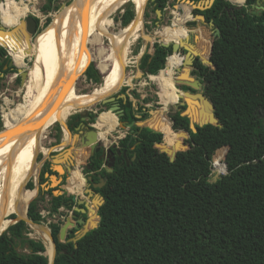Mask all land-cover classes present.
<instances>
[{"label": "trees", "instance_id": "trees-1", "mask_svg": "<svg viewBox=\"0 0 264 264\" xmlns=\"http://www.w3.org/2000/svg\"><path fill=\"white\" fill-rule=\"evenodd\" d=\"M255 1L246 0L238 7L229 0H215L206 10H193L212 20L221 35L212 39L204 32L203 38L199 34L204 58L194 61L180 76L203 82L220 126L196 125L194 132L190 118L175 110L169 112L171 127L165 103L148 119V110L134 106L128 97L121 120L148 119V124L162 132L135 124L134 133L121 140L122 146L134 148L128 153L129 164L117 158L113 171H104L108 180L96 189L105 199L98 211L97 228L75 243L69 239L77 227L59 241L63 223L51 224L59 251L54 264H264V11L250 13ZM167 3L150 0L155 12L160 9L164 13ZM189 16L194 17L192 13ZM134 17L135 10L128 6L122 14L123 26ZM189 30L199 32L201 28L185 24L174 42H180ZM160 43L156 41L153 50L143 55L148 64L143 61L141 67L150 74H157L165 67L168 55V59L173 56L172 47ZM90 62H85V70ZM24 64L25 59L18 65ZM85 75L102 82L94 63ZM176 76L168 74L166 67L156 76L168 97L183 95ZM117 124L118 120L115 127ZM57 127L61 129L60 124ZM172 128L190 135L185 140L189 148L178 151L174 161L155 146L164 139L169 146L175 144L177 135ZM78 162L83 163L80 158ZM74 179L69 178L68 184ZM84 185V179L77 177L76 187L81 190ZM20 186L26 188V182L21 181ZM32 187L33 183L28 185ZM69 202L76 205L71 198L54 196L52 211L62 205L72 209ZM0 210V224L15 220L16 214L7 205ZM28 216L38 223L44 221L35 200L29 204ZM29 230L21 220L0 235V264H49L44 242L29 237Z\"/></svg>", "mask_w": 264, "mask_h": 264}, {"label": "bare ground", "instance_id": "bare-ground-1", "mask_svg": "<svg viewBox=\"0 0 264 264\" xmlns=\"http://www.w3.org/2000/svg\"><path fill=\"white\" fill-rule=\"evenodd\" d=\"M128 1L133 2L135 20L120 31L111 32L108 29L112 24L110 14ZM147 1L91 0L89 4V0H77L55 15L51 24L38 35L37 57L28 70V104H20L11 110L5 117V130L0 131V201L8 205L18 218L28 216V205L31 201L27 203V206L25 205L17 184L20 176L27 171L39 151H46L42 147L41 140L46 128L55 122L62 123L67 134L63 140L65 144L69 139L68 133L72 135L64 125L67 116L115 92L120 82L121 72L124 73L123 65L127 64V56L133 42L144 34L143 21ZM86 9L87 20L84 22ZM191 12L192 6L189 3V14ZM24 13V10L19 11L21 15ZM186 13L188 14V11ZM14 14L20 17L17 11ZM186 21H196V19L193 17ZM0 35L2 37L4 34ZM179 35L180 29L174 28L172 31H167L164 37L168 43L176 40ZM103 37H107L111 43L110 49L101 47L98 50L101 60L99 67L104 74L103 83L89 94H78L75 90L74 77L86 52L85 45L102 44ZM0 41L12 49L17 65L24 62L21 51H26V48L14 52V46H10L4 40L0 39ZM168 60L167 73L176 74L175 69L177 70L183 60L178 61L177 64H170V58ZM122 83L123 81L120 84ZM48 112H50L49 117L38 123L43 125L41 129L36 122ZM105 115L99 123L103 126L105 121H109L112 125L110 131L115 130L116 115ZM55 169L59 172L65 170L64 166L59 164L55 166ZM52 179L56 181L54 177ZM83 179L86 181V176H83ZM25 181L28 182V180ZM34 225L39 228L37 233L44 238L49 249L50 261H52L57 251L49 230L38 224ZM5 229V226L2 227L0 233Z\"/></svg>", "mask_w": 264, "mask_h": 264}, {"label": "rangeland", "instance_id": "rangeland-1", "mask_svg": "<svg viewBox=\"0 0 264 264\" xmlns=\"http://www.w3.org/2000/svg\"><path fill=\"white\" fill-rule=\"evenodd\" d=\"M7 1L8 0H5V4ZM75 1L77 0H55L54 2H52V5L49 9L46 8V4H47L46 0H29V2H26V4L24 3V1L22 2L18 1L19 4L17 5L16 11H17V14H19L20 10H24L25 12L24 15L19 14L20 19L27 14L37 15V19L39 20V24H40L39 30L37 33V35H39L48 25L51 24L55 15L59 14L61 10L65 9L66 7L69 6V4L71 5ZM188 1H191L194 3H197L200 1L202 3L205 0H168V3L166 4V7L164 9V13L161 16H158L156 14L154 10V6L150 5V0L147 1L145 14H144V21H143L144 34L139 36V38L133 42L131 49L127 56L128 61L126 64L127 65L126 74L125 76H123V73L121 72L120 82L116 86L115 91L118 90L119 87L121 86L120 84L121 81H123L122 84L124 85L121 87L120 90L110 94L114 96L115 94L119 93L121 96H124V95L128 96L130 100L133 102L134 106L136 107L141 106V107H144L145 110L147 109L149 113V117L151 116L154 117L156 109L162 110L164 108L163 103H165L168 106V108H166V110L164 109L165 112L164 110L163 112L165 113L166 117L170 120L169 112L176 110V106L178 105L176 103L180 100V97L166 96L160 84V81H158V79L156 78V76L159 75L160 71L165 69L167 65V59H166V64L164 68L160 69L157 74H150L147 71V68L143 69L141 67V63L143 61L146 65L148 64V61L143 57V55L148 54L151 52V50H153V47L156 41L158 43L159 42L167 43V39L164 37V35L167 34V31H170V30L172 31L174 28H176L174 25L176 23L175 20H177L175 18L177 17V15L183 22H187L186 19H183L185 16L183 5L188 3ZM12 4H13V1H12ZM128 6H131L134 9L133 2L128 1L125 4H123L120 8H118L116 11L110 14L109 18L112 20V24L111 26L108 27V29L111 32H118L122 28H124L122 24V14L125 13ZM179 8L182 10H179ZM9 13L10 12L6 13L5 10H1V13H0L1 18H4L2 20L3 24L7 22L6 15H8ZM182 15H183V18L181 17ZM196 21L198 25L194 23L195 21L192 22V24H188V23L187 24L190 26H195L197 28L200 27L202 32H206L205 34L209 35L208 37L214 39V37L212 36L213 31L208 26H205L203 23H201L200 21L198 20ZM18 23L19 21L10 26H7V28H11ZM199 32L197 31L195 34H198ZM3 34L4 35L0 37V39L4 40L5 42H8L10 46L12 47L14 46L15 47L14 52H17L18 50L21 51L22 48H26V51L25 50L21 51V53L23 54V59H25V64L22 66H19V65L18 66L28 71L37 57V51L39 49L37 45L38 36L36 35L33 38L32 45H29V43H26L25 41L24 42L20 41L15 36L10 35L9 33H3ZM186 36L187 35H185L183 39ZM150 37L156 38V40H153ZM171 42H174V40ZM196 42H197L196 47L198 49L200 45L198 43V39L196 40ZM101 47H103L106 50L110 49L111 43L107 37H103L102 44H93V45L87 44L86 45V48H85L86 52L83 55L81 64L78 67L77 73L74 77V79H76L75 80V90L78 94H83V95L89 94L91 91H93L95 88L99 87L103 83L104 74L101 72V69L99 67L101 60L98 56V50ZM139 55L141 56L139 57ZM89 59H91L89 66L92 63H94V65L98 69L101 75V81H102L101 83H96L92 80H89L87 76L85 75V71H84L85 62ZM181 60L182 58L180 55L173 54V56L170 57V64H173V63L177 64L178 61H181ZM13 75L14 73L11 74L10 84H5L2 87L1 94H0V119L2 120L0 122V131L5 130L6 128L5 123H4L5 117L7 114L10 113L11 110L15 109L20 104H28L27 81L29 80V76H27L26 81L22 83L19 78L16 82H14L16 79H14V77L12 78ZM176 78L180 79L181 77L180 75H177ZM178 86H179V89L181 90L182 89L187 90L186 88H182V85L180 84ZM6 88H10V89L7 91ZM122 88H126V91L122 92L121 91ZM95 103L91 106L85 107L83 109H79L69 114L65 120L66 121L65 124L69 126V123L76 122L75 120L78 118L76 116L87 115L90 110H97V108L101 106L100 105L101 100ZM105 107H107V104L105 105ZM104 114H106L105 116H112L114 113H111L109 110L103 108L97 114V117H98L97 121L91 122L92 124H95L98 131H101V137L98 142V151H101L103 148L109 149V147L113 148L114 146H117L118 141L120 139H123L128 134V128L125 130H121L118 127V125L116 127L114 125L115 130L110 131V127L112 125L109 121H105L104 125L102 126L99 123V120H101ZM58 124L60 123L55 122L46 128V131L42 135L43 137H41L42 147H44L46 151L44 150L39 151L38 155L34 158L33 162L31 163L27 171L22 176H20L19 182L17 184V188H19L20 182L28 179V182L26 183V189H28L30 193L37 192L36 196L30 201L35 200L37 211L40 214H42V216L44 217V221L39 222V223L43 225L44 227H46L48 230L51 229L52 223L62 222L64 224L67 218L71 217V212H72L71 209L64 210L62 207L60 208V210L52 211V199L54 196L55 197L63 196L65 198H71V199L73 198V196H75L76 197L75 206L77 207L83 206L82 203H86L88 207L87 220H91L92 215H96V205L98 204L97 201L95 202L92 201L90 196L86 195V193L84 192V189L86 187H89V185L87 184L85 180H84L85 185L81 188V191L69 192L67 189L69 178H77V177L83 178L84 172L86 171L84 169L86 163L84 164L81 163L83 171L80 173L81 165L74 163L72 160L73 157L70 156L69 158L68 157L64 158V160L60 158V161H58L60 162L59 165H61L62 167L63 166L71 167L70 170H63L64 172L63 171L59 172L55 169V165H57V163L54 159L58 157H62L63 153H65L69 149L70 150L72 149L82 150L83 149L82 147H84L81 143L84 136L81 135L78 131H73V130H71L72 135H69L68 133L69 141L67 139V141L64 144L63 140L66 134V130L64 127L61 126V124H60L61 129L59 130L57 127ZM73 135H77V137L74 138ZM66 137H67V134H66ZM49 150L50 152H48ZM106 166L109 167V165H106ZM52 177H56L57 179L55 184L52 181ZM32 183H33V187L31 189L28 188V185ZM30 201H28L27 203H29ZM24 203L27 206V203L25 201ZM3 205H6V204H3L2 201H0V208ZM12 215H15V214H12ZM94 220H97V217H94ZM12 223L13 222L1 223L0 229L5 226L6 229L4 231H6ZM86 226H89V221L86 224ZM29 228L30 230L27 233V235L31 238L42 240L44 242L46 246L45 254L50 259V256L48 254L49 253L48 246L46 245L44 238L40 234L37 233V230H39V228L36 227L33 223L30 224ZM77 228L78 229L72 234L73 236L71 238L73 239L77 238L79 233H81L83 230L82 227L81 228L77 227ZM18 249L22 252H27V249L21 246H19ZM58 253L59 251L57 249L56 256L58 255Z\"/></svg>", "mask_w": 264, "mask_h": 264}, {"label": "water", "instance_id": "water-1", "mask_svg": "<svg viewBox=\"0 0 264 264\" xmlns=\"http://www.w3.org/2000/svg\"><path fill=\"white\" fill-rule=\"evenodd\" d=\"M90 1L91 0H89V2H88L89 4H90ZM151 1H155V0H151ZM214 1L215 0H205L202 3L200 1L197 2V3L188 1V3H190L191 6H192V15L195 17V19L200 21V22H204L206 24L205 15H203L201 13L194 14L193 10H195V9L206 10V9H208V8H210L212 6ZM249 11L252 14H260L262 11H264V0H256L255 3L252 5V8ZM156 13H157L158 16H161L163 14L160 9H157ZM85 15L86 16H85L84 22L87 20V9H86V14ZM135 18H136V16L134 17L133 20H135ZM157 23H158V21H157ZM158 25H159V23H158ZM209 26L211 28L215 27V24H214V22L212 20L209 21ZM38 30H39V24H38V21H37V17L34 14L27 15L25 17V19L20 20L19 23L16 24L15 27H13L11 29L7 28L3 24V22L2 23L0 22V34L9 33L10 35L15 36L20 41L24 40L26 43H29V45H32L33 36L38 33ZM195 32L196 31L189 30L188 35L184 39H181L180 42H168V43L162 42L159 45V46H162V47L172 46V51H173L172 54H177V55H180L182 49L187 50V52L183 56H181L182 60H183L182 64L177 68V71L179 73H181V74L185 73L186 67H188V66H190L192 64V62H193V55L192 54H197V51L195 50L194 45L189 42V38H190L191 34H195ZM220 35H221L220 29L216 28L215 37H219ZM198 37H199V35L195 34L196 40L198 39ZM0 45L3 46V47H8V45L3 44V43H0ZM202 56L204 58V55H202ZM168 57H167V59H168ZM14 64L19 68V73H21L22 83H24L26 81L27 76H28V71L25 70L24 68L19 67L15 62H14ZM126 66L127 65H123V69H124L123 76H125V74H126ZM176 82H177L178 85L180 84V85L183 86V84H184V85H187V86L190 87V89H187V90H183V89L181 90L180 89L183 92V95L180 97V100L176 103V104H178L176 106V110L180 111L182 116H188L190 118V127H191V129L194 132H196L197 131L196 125L203 126L205 124H213V125L220 126L219 119L215 115V106L211 102V100L205 95L204 88H203V82L197 81V80H192V79H185V78H180V79L176 78L175 79V83ZM123 85L124 84H122L119 87L118 90H120ZM118 90H116V91H118ZM110 94H108L107 96L103 97L100 100L103 101V103H107V102H109L111 100H114L116 97L112 96ZM124 97H125V99L128 98V96H126V95H124ZM183 106H186L185 109H182ZM117 109H118V106H111L109 108V111L116 115L117 120H118V124L117 125H118L119 128L127 129V128H130V127H133L136 124L137 126H140V129H142L143 127H149V128L154 129L156 131H161V130L153 127L152 125L148 124L146 122L147 120H140V121H137V122L133 121V122H130V123L128 121H125V120H119L120 117L123 115V113H119L118 111H116ZM157 111H158V109H156V112ZM49 114H50V112L44 114L43 117H41L36 123L38 124V123H41L44 120H46L49 117ZM97 118L98 117H95V121H97ZM152 118L153 117L151 116L149 119H152ZM82 120L84 121L85 118H82ZM1 121L2 120L0 119V122ZM60 124L63 127V124L62 123H60ZM170 124H171V127H172L173 122L171 120H170ZM65 126L67 127L69 132H71L70 127L67 124H65ZM42 127H43V125L40 124L39 128L42 129ZM83 129H85V132H84ZM22 130H23V128H22ZM77 130H78V132L81 135L84 136V138L81 141V143H82V145L85 148L88 149L87 152H90V154L91 153L95 154L97 152V150H98L97 144H98L99 139H100V136L98 135L99 131L97 130V127L95 126V124L90 123V124H88L86 126L82 125V128L78 127ZM172 130H173V128H172ZM14 131H17V130H14ZM174 133H176V135H177V139H176L174 145L169 146L165 142V140L162 143H157L155 145L162 152L167 153L170 156L171 161L175 160V157H176V154H177L178 151L187 150L189 148V145L185 142V140L190 137L189 132H187L186 130H181V131H178V132L174 131ZM73 137L76 138L77 135H73ZM132 138H133V136H131V139ZM79 151L80 150H76V149L70 150L69 149L65 153H63L62 157L63 158H67L68 157L69 158L71 156V157L77 158L79 160V156H78ZM104 156H106L107 158L111 159V165L113 166L114 165V160H115V157H113V152H111V150L109 149L107 154L106 155L104 154ZM125 156H126V153H124V157ZM62 157H58V158H56L54 160H57V159L60 160V158L62 159ZM132 159H135V156ZM82 162L86 163L87 159H83ZM74 163H76V162H74ZM128 164H129V162H128ZM55 166H58V165H55ZM64 169L65 170H70L71 167L65 166ZM112 171H113L112 167L108 169V172H112ZM211 174H213L212 168H211ZM93 175H94L93 173L92 174H87L86 182L89 185V187H86L84 189V192L87 193V195L90 196L92 201H94V202L97 201L98 202V204L96 205L97 220H94V219L93 220H87L85 218H80L79 220H77V222L80 225H83V227H82L83 230H82L81 233H79L77 238L69 239V241H73L75 243H77V241L79 239H81L84 235H86V233L89 232L91 229L97 228L99 226L100 216L98 214V211H99L100 207L103 205V203L105 202V199H104V197L102 195H100L98 192H96V189L97 188H101V187H103L106 184V182L108 180V176L99 175L100 181L96 182V181H94ZM54 178H55V180H57L56 177H54ZM211 181H212V178H211ZM72 199L74 201H76V197L75 196H73ZM85 206H82V208H79V207L75 206L74 208H75V210H77L79 212L86 213L87 209H88L86 203H85ZM14 218H15V221L13 222V224H16L17 222H19L21 220H24L27 223V225H29V226H30L31 223H33V224H38L39 226L44 227L40 223L35 222L34 220H32L29 216H27L25 218H18L17 216H15ZM88 221H89V226H86ZM73 226H75V221H73L71 217H68L66 222L63 224V226L60 229V233L58 235L59 236V241H64L66 239V237L68 236L69 229L71 227H73ZM3 232H1L0 235H2ZM49 233H50L52 242L54 243V246H55L56 251H57V242H56V239H55L51 229L49 230ZM55 259H56V256H55V258L52 261H50V259H49V264H54Z\"/></svg>", "mask_w": 264, "mask_h": 264}, {"label": "flooded vegetation", "instance_id": "flooded-vegetation-1", "mask_svg": "<svg viewBox=\"0 0 264 264\" xmlns=\"http://www.w3.org/2000/svg\"><path fill=\"white\" fill-rule=\"evenodd\" d=\"M12 1H13V4H12ZM55 0H51L49 2V0H46V2L50 3V5H52V2H54ZM16 2H18L17 0H8L5 4V0H2V3H0V6H1V10H5V12H10L7 16V22L4 24L6 27L7 26H10L14 23H17L18 21L20 20H23L25 19V17L27 15H30V14H27L25 15L24 17H22L20 19V17H17L14 13L16 12V8H17V5H16ZM26 2H29V0H24V3L26 4ZM183 7H185L184 9V18H183V15L181 16L183 19H186L188 20L189 18H193V17H190L189 16V3L187 4H184ZM179 10H182L179 8ZM186 11H188V14L186 13ZM192 13V12H191ZM190 13V14H191ZM177 20H175V27L180 29V32H182L184 30V26L185 24H192V22L194 21H188V22H183L177 15V17H175ZM38 21V19H37ZM0 22L2 23V18H1V15H0ZM174 22V21H173ZM191 22V23H189ZM203 23L205 26H208L212 31V36L216 39L217 37H215V30H216V27L214 28H211L209 26V21H207L206 19V24L204 22H201ZM38 24H39V21H38ZM40 25V24H39ZM173 25V24H172ZM15 27V26H13ZM11 27V28H13ZM9 28V29H11ZM182 28V29H181ZM199 29V27L197 28ZM181 34V33H180ZM37 35V34H36ZM34 35L33 38L36 36ZM24 42V40H22ZM189 42L192 43L194 45V48L195 50L197 51V54H192L193 55V61H196V60H199V59H202L203 58V54H202V51L197 49L196 47V39H195V34H191L190 38H189ZM160 45V44H159ZM172 47V46H171ZM187 52V50L185 49H182L181 50V53H180V56H183L185 53ZM201 52V53H200ZM173 53V51H172ZM202 54V55H201ZM171 55V54H169ZM168 55V56H169ZM14 56L12 57L11 55L8 54V51L5 47L1 46L0 45V94H1V90H2V87L5 85V84H10V77H11V74L14 73V75L12 76V78L14 77V79H16L14 82H16L18 80V78L20 79V81L22 82V79H21V73H19V68L14 64ZM193 66V62L192 64L190 65V67ZM183 68V67H182ZM26 70V69H25ZM177 75H181V73H179L177 70ZM187 85H183L182 88H186ZM189 87V86H187ZM7 91L10 89V88H6ZM185 90V89H184ZM193 90V89H192ZM116 98L114 100H111L107 103H103V101H101L100 103V107L97 108V110H90L88 112L87 115H83V116H80V118L76 119L75 121L76 122H73V123H69V127L71 130L73 131H78L77 128L78 127H81L82 128V125H88L90 124L91 122H95V117H97V114L99 113V111L103 108L109 110V108L111 106H118V109L116 111H118L119 113H123V108H122V105L123 103L126 102V100L128 98L125 99L124 96H121L119 93L115 94L114 95ZM107 104V107H105V105ZM186 106H183L182 108L185 109ZM95 113V114H94ZM124 115H122L120 117L119 120H121V118L123 117ZM82 118H85V120L83 121ZM127 121V120H125ZM77 123V124H76ZM121 129V128H120ZM84 132H85V129H83ZM121 130H125V129H121ZM117 131V130H116ZM118 133V132H117ZM129 133H134V130H133V127H130L128 128V134ZM98 135L101 137V131L98 132ZM133 137H134V134H133ZM121 140L120 139L118 141V145L117 146H114L113 148H110L109 149L111 150V152H113V157H115V160H114V164L116 162V159L117 158H122L125 162H129V157H128V153H129V150H132L134 148V146H132L131 148H127V147H124L121 145ZM69 141V139H68ZM128 144H130V142H128ZM97 148H98V144H97ZM109 149H102L101 151H98L93 154L90 152H87L86 154V158H87V163L84 167V169L86 170L84 172V176L87 177V174H94L93 177L95 178V176L97 177V180L94 179V181L96 182H99L100 181V178H99V175H102V176H106L104 175V171H107L108 172V169L109 168H113V166L111 165V159L107 158L106 156H104V154L106 155L108 150ZM124 153H126V156L124 157ZM91 157V158H90ZM85 158V159H86ZM81 160H83L84 158H80ZM88 160H90V162H88ZM60 164V163H57V165ZM106 165H109V167H107ZM80 166V165H78ZM103 167L102 170H100V168ZM81 170H80V173L83 171L82 170V166H80ZM28 180V179H27ZM53 183L55 184L54 180L52 179ZM76 184H77V178H75L74 180L70 181L69 184H67V189H69L68 191H71V189L74 190V192L76 191H81L79 188L76 187ZM18 191L20 193V195L22 196L23 200H27V201H30L32 200L37 192H34V193H30L28 191V189L22 187V186H19L18 188ZM87 195V193H86ZM73 200V199H72ZM74 203H76V201L73 200ZM83 206H85V203H82ZM69 205L72 206V202H69ZM64 210L65 209H68L66 207V205H62L61 206ZM60 207V208H61ZM75 205L72 206V209H71V218L73 221H75V226L71 227L69 229V231L72 229V228H75V227H78L79 223L77 222V220H79L80 218H85L87 219V215H88V209H87V212L86 213H82V214H78L75 210ZM86 207V206H85ZM59 208V210H60ZM93 216V215H92ZM81 227H83V225H81Z\"/></svg>", "mask_w": 264, "mask_h": 264}, {"label": "crops", "instance_id": "crops-1", "mask_svg": "<svg viewBox=\"0 0 264 264\" xmlns=\"http://www.w3.org/2000/svg\"><path fill=\"white\" fill-rule=\"evenodd\" d=\"M1 2L0 3H2V0H0ZM17 1H19V2H22V1H24V0H17ZM245 1L246 0H244L242 3H238V4H235V5H237L238 7H242L243 5H244V3H245ZM0 13H1V6H0ZM36 17H37V15L36 14H34ZM39 21V20H38ZM206 32H204V35H206V36H209V35H207V34H205ZM198 34H200V36L203 38V32L202 31H200ZM196 39V38H195ZM215 39V38H214ZM199 43V42H198ZM199 49V48H198ZM181 77V76H180ZM83 149L82 150H80L79 151V154H78V156H79V158H86V154H87V148H85V147H82ZM87 159V158H86ZM73 162H76V164H78L79 162H78V159L77 158H74L73 157ZM81 165V164H80ZM82 166V165H81ZM68 167V166H67ZM26 182V181H25Z\"/></svg>", "mask_w": 264, "mask_h": 264}, {"label": "built area", "instance_id": "built-area-1", "mask_svg": "<svg viewBox=\"0 0 264 264\" xmlns=\"http://www.w3.org/2000/svg\"><path fill=\"white\" fill-rule=\"evenodd\" d=\"M230 2H232L233 4H238V3H241V2H238V1H235V0H229ZM38 17H40V16H38ZM1 43V42H0ZM6 49H7V51H8V54L9 55H11L12 57H13V52H12V49L8 46V47H5ZM3 116V115H2ZM4 121V120H3ZM4 123H5V121H4Z\"/></svg>", "mask_w": 264, "mask_h": 264}]
</instances>
